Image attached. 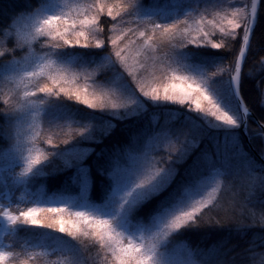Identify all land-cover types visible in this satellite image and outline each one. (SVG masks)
Here are the masks:
<instances>
[{
	"label": "snow or ice",
	"instance_id": "snow-or-ice-1",
	"mask_svg": "<svg viewBox=\"0 0 264 264\" xmlns=\"http://www.w3.org/2000/svg\"><path fill=\"white\" fill-rule=\"evenodd\" d=\"M136 2L92 0L91 3L81 4L69 0H43L39 7L26 15L20 13L14 16L11 24L0 27V33L6 37L0 43V64L4 65L3 70L7 74L4 82L7 90L0 92L3 104L0 113L15 117L8 125V135L10 151L22 161L19 177L27 176L59 148L54 145L49 155L34 156V149L28 146L29 141L25 139L27 133L21 123L22 114L34 119L37 112H44L48 102L45 98L67 97L92 109H122L135 103L115 85L96 79L97 73L106 64L75 66L99 86L100 90L91 96L86 90L64 87L66 78L73 75V65L59 60L57 49L77 46L103 48L142 96L185 106L190 112L202 115L212 127L238 126L241 123L209 90L208 78L226 74L239 88L241 66L247 63L246 53L252 51L251 40L258 23V0H251L250 5L244 4L219 20H206L211 13L207 6L202 10L200 4L192 5L176 18L160 20L157 16L137 12ZM206 5L215 7L211 0ZM259 8L264 11L261 0ZM208 28L211 31H206ZM134 37L139 40H134ZM162 38L165 42L161 44L159 41ZM33 42L40 45L38 50L34 49ZM189 44L224 49L231 53L232 59L227 66L221 62L207 75L193 74L175 58V50ZM18 50L23 54L17 55ZM259 63L264 68V59ZM165 76L166 82L153 86L157 81H163ZM45 78L51 84L39 86V81ZM26 80L33 82L35 91H24L21 100L19 88L13 85L23 84ZM261 89L259 104L264 105V83ZM38 93L44 94V98ZM113 98L122 102L118 103ZM249 111L250 108L244 105V119ZM60 121L66 120L49 123L60 126ZM88 128L89 125L80 127L62 144L67 145L76 136L87 132ZM34 129V123H28L27 132L34 133ZM255 131L264 137V120L259 121ZM203 138L204 134L195 127H180L163 135L157 133L156 139L167 144L166 155L155 156L152 154L155 148H144L142 152L129 153L131 166L127 168L122 166L123 153L118 151L113 170L109 173L116 182L111 207L99 208L88 204L74 207L69 198L31 203L24 199L7 206L0 205V217L10 226L11 233L16 232L17 226H32L63 234L67 243L57 242V246L60 251L70 254V264H237L235 258L228 256L231 249L220 252L215 246H169L174 234L203 224L205 212L217 205L224 191L233 189L232 178L240 171H230L222 144L213 149L207 146L200 148ZM48 143L52 144L51 139ZM88 151L86 149L85 154ZM260 156L264 159V148L260 150ZM210 170L216 176L224 177L223 186L215 179L211 184L203 180ZM83 172L87 182V169ZM126 177H132L130 184L121 183ZM242 177L243 190L258 188L264 191V164L250 158ZM197 182L199 191L187 187ZM239 196V192L232 191L233 204L239 202ZM152 197H157L155 216L146 223L130 226L126 214L132 205ZM21 204L24 206L20 207ZM73 208L81 210L73 211ZM260 212L259 217L253 213L252 220L253 224L264 229V207L260 208ZM234 228L238 233H244L250 225L238 219ZM261 233L264 234V231ZM7 247L11 246L0 244V264L19 260L15 252L4 250ZM247 251L244 249L236 255ZM242 264H248L247 260Z\"/></svg>",
	"mask_w": 264,
	"mask_h": 264
},
{
	"label": "trees",
	"instance_id": "trees-1",
	"mask_svg": "<svg viewBox=\"0 0 264 264\" xmlns=\"http://www.w3.org/2000/svg\"><path fill=\"white\" fill-rule=\"evenodd\" d=\"M177 1L179 2V0ZM180 1L187 5L200 4V6L209 2V0ZM42 2L43 0H0V27L11 24L14 16L20 13L26 15L27 12L34 10ZM139 2L142 6H147L152 2L156 6H161L163 0H140ZM211 2L218 3V7H221L220 10L230 11L238 5H240V8L244 4L250 5L251 0H243L242 2L241 0H211ZM261 2L264 3V0H261ZM178 5L180 7V3ZM184 8H179L180 13H183ZM154 16H157L160 20L162 19L159 11L154 13ZM206 31H211V29L208 28ZM216 35L218 36V33ZM5 39L6 37L0 33V43H3ZM217 42L222 43L219 39H217ZM7 46H11V44ZM251 46L252 51L247 53V63L243 66L240 92L243 101L253 114V116L248 117L247 122L250 143L260 155V150L264 148V137H261L255 129L258 125L256 120H264V105L259 104L262 94L261 84L264 83V68L259 63L261 59H264V11H261L259 7L258 23L255 28V36L251 40ZM74 51L76 55H82L87 64L92 66L93 63L102 60L103 53L106 50L103 48H92L91 50L90 48H75ZM180 52L183 60L187 62V67L195 68V71L202 70L205 74L214 71L221 62H224L227 66L229 60L232 59L230 52L224 49L212 48L208 45L195 46L189 44L181 48ZM18 53H20L19 50ZM210 77L212 79L211 87L208 86L213 90V93L222 100L226 99L228 103H232L241 117L238 104L231 90L230 77L226 74ZM100 80H102V76ZM125 85L126 91L129 89V91L134 92L131 95L137 96L138 92L133 91L131 85ZM225 87L226 95L223 94ZM67 103L71 104L65 106L68 108L64 107L70 121L68 130L72 131V136L80 127L89 125L88 131L84 133L85 139L80 142L85 146L84 148H89L90 151L83 158H80V161H76L72 157L68 168L58 167L49 171L46 176L37 178L40 185L42 184L45 187L46 193L78 194L80 188L79 172L80 167H82L87 169L86 175L89 176V200L92 203H99L107 198L113 187V178L109 173L113 170L114 159L118 151L123 153L122 166H125L128 164L129 153L135 154L143 151L147 136H152L155 133L163 135L180 127H195L204 134L200 148L207 146L209 149H213L222 144L226 149L228 163L231 166L230 171L235 169L240 171H237L232 178L233 189L224 191L217 205L210 211L205 212L202 218L203 224L200 227L181 230L174 234L173 238L188 248L215 246L220 252L231 249V251H228V256L229 258H235L237 264H242L245 260L248 264H262L264 262V234L261 233L264 229H260L258 224H253L252 220L253 213L256 217L261 215L260 208L264 207V191H260L258 188L243 190L244 180L242 177L245 164L250 158H254L257 163L263 164V162L247 145L240 127L228 129L212 127L200 114L190 112L185 106L174 103H148V109L144 112L125 114L119 111L117 116L101 111H93L87 105L75 101ZM153 116H156V124L152 123ZM2 123L4 122L0 115V124ZM147 124L152 125L149 132L145 130ZM56 145L59 146L56 150L66 146L61 143ZM3 146L4 140L1 139L0 135V147ZM156 146L153 155H166V143L158 142ZM212 173L214 172L210 170L203 179ZM219 179L221 186H223L224 177L219 176ZM195 184L187 185V187H192ZM32 187L35 188V185L33 184ZM232 191L240 193L238 203H232ZM1 199L3 200V197ZM157 207V197H152L143 201L137 207L136 213L137 215H144V220H147L156 214ZM238 219L250 225V228H247L244 233H238L234 228ZM20 243L21 240H17L14 248L17 249ZM244 249H248V251L236 255L242 253Z\"/></svg>",
	"mask_w": 264,
	"mask_h": 264
},
{
	"label": "rangeland",
	"instance_id": "rangeland-1",
	"mask_svg": "<svg viewBox=\"0 0 264 264\" xmlns=\"http://www.w3.org/2000/svg\"><path fill=\"white\" fill-rule=\"evenodd\" d=\"M137 0L136 2V11L140 14L144 15H154L157 11L160 12L161 20H171L176 18V16L182 15L185 11H188L190 7L194 4L187 5L186 3H182L180 0H163L161 6H156L154 2L148 4L147 6H142ZM243 0H241L242 2ZM72 3H91L92 0H69ZM101 2H115V0H101ZM188 2V1H185ZM180 7H185L183 9V13L179 11V4ZM212 5L215 7L206 5L207 3H203L200 7L203 10L206 6L208 7V12L211 13L206 17V20H211L213 18L219 20L221 16L235 10L239 9L240 5L233 7L230 11H223L220 10L221 7H218V3L211 2ZM184 5V6H183ZM40 6V5H39ZM38 6V7H39ZM155 7V8H154ZM222 12V13H221ZM103 18V17H102ZM110 19V18H109ZM207 30V29H206ZM15 29H13V32ZM14 38V37H13ZM134 40H139L138 37H134ZM165 42L163 38L159 41L162 44ZM42 43V41H41ZM140 44H143V41H139ZM34 49L38 50L40 45L33 42ZM75 48L81 47H66L62 49H57V58L62 62L69 63L73 65V75L68 76L67 82L64 84V87L71 88L73 90L79 88L81 90H86L87 94L91 96L93 92H98L100 90L99 86L94 83L93 78H86L88 74L80 71L75 66H83L88 65L82 55H76ZM89 49V48H85ZM92 48H90L91 50ZM181 48H177L175 50V58L177 61L185 66L186 70L191 71L193 74H205L202 70L195 71V68L187 67V62L183 60L182 54L180 52ZM105 50V49H104ZM22 51L17 55H22ZM54 59V58H53ZM106 67L97 73L96 79L98 81L113 84L115 85L124 95L132 98L135 103L129 105L127 108L122 109H92L96 111H101L110 115L117 116L119 115V111L125 114H132L138 113L140 111L144 112L148 109L149 104H166L171 103L168 101H153L148 97L142 96V94H137V96L131 95L134 92L129 91V89H125V84L131 85L133 87V91L135 90L134 84L130 81V79L123 75L118 63L113 62L110 57L107 55L105 51L103 53V58L100 62L93 63V65H105ZM3 64H0V92L6 91L7 87L5 85V79L7 74L3 70ZM95 74H93L94 77ZM159 75V73L157 74ZM171 75V73H169ZM177 75H183V73H177ZM207 75V74H205ZM102 76V80L100 77ZM167 81V76L164 77L163 81H157V84L153 86H158L163 82ZM212 82L211 77L208 78V85ZM31 81H25L23 84L13 85V87H18L21 93V100H23V92H34L35 89L32 87ZM45 83L51 84V81L47 80L46 78L39 81V86H43ZM179 86V85H178ZM208 86V87H209ZM131 87V88H132ZM211 87V86H210ZM209 87V90L212 94L217 98L218 102L228 111H230L238 120L242 121V117L238 115L235 110V106L233 107L232 103H228L225 100H222L219 96L213 93V90ZM232 90V89H231ZM136 91V90H135ZM162 91V89H161ZM137 92V91H136ZM226 95V87L223 92ZM37 95L44 98V94L38 93ZM226 97V96H225ZM224 97V98H225ZM2 99V98H0ZM48 100L47 106L44 112L39 111L37 112L35 118H31L26 114H22L21 123L23 128L26 131L25 139L29 141L28 146L34 149L33 155H49L50 151L52 150L53 146L61 143L64 139L71 137L72 131L69 129V117H67L65 113V106H69L67 102H80L76 101L75 99H69L67 97H47L45 98ZM116 102H122L118 98H113ZM82 104V103H81ZM3 107L2 102H0V108ZM65 107V108H64ZM194 107V106H193ZM241 114V113H240ZM1 117L3 118L2 124H0V135L1 139L4 140V146L0 147V205L13 204L18 203L20 200L26 199V202H48L50 200L59 201L62 198H69L72 200V206L80 207L81 205L88 204L94 207L105 208L111 207V197L112 193L115 188V180L113 178V187L109 192L106 199L99 203H92L89 200V176L87 182H85L84 176L85 173L83 172V168L80 167L79 172V193L78 194H68L65 192H56V193H46L45 187L38 182L37 178L41 176H46L49 171H52L58 167L68 168L70 165V159L72 157L75 158L76 161H80V158H83L85 154V150L89 148H84L85 146L82 145L80 141L85 139L84 133L76 136L72 141H70L65 147L61 148L60 150H54V154L48 158V160L42 162V164L36 166L31 173H29L25 177H19L18 173L22 170V161L21 159L14 155L10 151L11 140L8 135V125L15 119L12 114L9 113H0ZM202 116V115H201ZM57 120H66L58 122L60 126H57L55 122ZM157 119L156 116H153L152 123L156 124ZM28 123H34L35 129L34 133L27 132ZM219 123V122H217ZM65 124V125H64ZM241 123L238 126H221L217 128H239ZM152 128L151 124H147L146 131H150ZM147 132V133H148ZM156 134L152 136H147L144 143V148L153 147L157 148L156 143L159 141L156 139ZM160 134V133H159ZM34 136V138H33ZM51 139L52 144L48 143V140ZM75 141V142H74ZM89 151L87 152V154ZM56 161V162H54ZM130 157L128 160V164L123 166L125 168L130 167ZM132 177H126L125 180H122V184H130ZM213 179L220 182L219 176H216L214 173L208 175L203 180L207 183H212ZM35 182V183H34ZM78 182V181H77ZM39 183V185H38ZM35 185V188L32 185ZM193 191H199L200 185L197 182L195 185L190 187ZM3 197V200L1 199ZM147 200V199H146ZM145 200H139L136 204L132 205L131 209L126 214V221L130 226H135L140 223H146L150 221L155 215H153L150 219L144 220V215H137L136 209L137 207ZM24 205H20L23 207ZM31 206V205H29ZM73 211H80L79 208H73ZM10 226L7 225V222L4 220L3 217H0V244L9 245L11 247H7L4 250L6 251H13L18 255V261L9 260V264H19V262H26V264H70L71 256L67 252H62L59 250L57 246V242L67 243L66 239H63V234H58L56 232L45 230V229H36L32 226H17L16 232L11 233ZM17 240H21L20 246L15 249L14 245ZM42 245V246H37ZM169 246L171 248H182L186 247L184 244L176 241L174 238L170 240ZM87 256L88 253H85ZM92 255H95V251L93 250Z\"/></svg>",
	"mask_w": 264,
	"mask_h": 264
},
{
	"label": "water",
	"instance_id": "water-1",
	"mask_svg": "<svg viewBox=\"0 0 264 264\" xmlns=\"http://www.w3.org/2000/svg\"><path fill=\"white\" fill-rule=\"evenodd\" d=\"M258 7H259V0H258ZM258 11V9H257ZM247 55V53H246ZM243 66L244 64H242L241 66V71L243 72ZM241 77H242V73H241ZM240 83H241V80H240ZM240 83H239V88L237 89V86L235 84H233L232 81H230V84H231V89H232V92L235 96V99H236V102L238 104V107H239V111L241 113V117H242V121H241V125H240V129L243 133V136L246 140V143L247 145L249 146V148L256 154V156H258V158L263 162L264 164V159L261 158V156L253 149L251 143H250V139H249V135H248V130H247V122H248V117H251L253 116L252 112L249 111L247 114H246V119H244V113H243V106L246 105L245 102L243 101L242 99V96H241V92H240ZM256 123L258 124L259 121L256 120Z\"/></svg>",
	"mask_w": 264,
	"mask_h": 264
}]
</instances>
